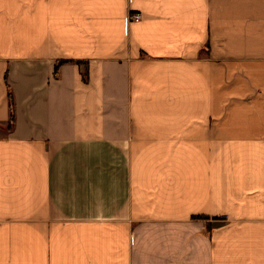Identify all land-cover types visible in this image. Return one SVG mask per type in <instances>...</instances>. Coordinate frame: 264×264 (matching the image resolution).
<instances>
[{"label":"crops","instance_id":"0c3cea01","mask_svg":"<svg viewBox=\"0 0 264 264\" xmlns=\"http://www.w3.org/2000/svg\"><path fill=\"white\" fill-rule=\"evenodd\" d=\"M0 264H264V0H0Z\"/></svg>","mask_w":264,"mask_h":264},{"label":"trees","instance_id":"16d2710c","mask_svg":"<svg viewBox=\"0 0 264 264\" xmlns=\"http://www.w3.org/2000/svg\"><path fill=\"white\" fill-rule=\"evenodd\" d=\"M15 123L14 99L11 98V114L9 118V127L12 129Z\"/></svg>","mask_w":264,"mask_h":264},{"label":"built area","instance_id":"2783aa9c","mask_svg":"<svg viewBox=\"0 0 264 264\" xmlns=\"http://www.w3.org/2000/svg\"><path fill=\"white\" fill-rule=\"evenodd\" d=\"M127 17L131 22H138L142 20L143 15L139 12H134V13H130Z\"/></svg>","mask_w":264,"mask_h":264}]
</instances>
